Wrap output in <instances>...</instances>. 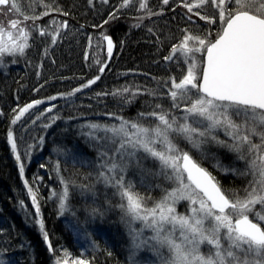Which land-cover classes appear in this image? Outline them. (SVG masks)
I'll use <instances>...</instances> for the list:
<instances>
[{
	"label": "snow or ice",
	"instance_id": "6c2138e0",
	"mask_svg": "<svg viewBox=\"0 0 264 264\" xmlns=\"http://www.w3.org/2000/svg\"><path fill=\"white\" fill-rule=\"evenodd\" d=\"M88 2L91 5L93 0ZM161 2L169 4V0ZM102 3L108 4L109 0H102ZM132 3L133 0H121L104 23L116 19L120 9ZM0 6L8 11H19L16 0H0ZM180 6L190 14L188 20L192 26L181 30L183 35L163 59L182 68V75L158 80V87L164 90L148 92L153 97H167L169 107L156 103L152 111L140 113L137 120L109 114L120 123H91L86 125L88 131L82 133L99 145L97 181L114 188L115 195L120 197L117 207L128 226L132 264L142 250L151 251L159 264H264V0H181ZM44 7L49 11L25 14L23 20L9 21L8 27L17 30L15 36L0 27V58L24 56L25 50L30 48L32 32H38L41 37L50 36L49 47L57 43L62 36L60 29L68 28V24L53 21L57 24L55 32L37 24L36 21L48 16L50 11H60L48 4ZM137 10H147L148 17L161 14L151 11L148 0H139ZM194 17L210 26L219 24V27L214 31L202 29ZM29 20L32 24L24 25ZM149 32L155 35L153 29ZM91 39L89 37V42ZM103 40L107 42V54L111 57L113 40L107 35ZM99 71L103 73L105 67L101 66ZM99 79L100 76H96L66 95L72 96ZM139 91L137 89L132 95ZM42 103L35 100L14 109L16 114L11 123L16 124L25 113ZM54 107L52 105L45 112H51ZM173 110L184 114L177 116ZM57 118L49 119L55 122ZM145 120L151 123L146 125ZM218 129H223L228 139H220ZM99 132L104 135H97ZM7 140L12 152L16 153L17 143L11 130ZM181 140L196 149L202 159L210 155L205 152L204 145L214 144L235 154L237 160L244 162L243 170L225 166L214 155L211 157L215 161L213 167L225 174L244 177L247 183L242 189H225L213 172L203 166L202 160L181 148L178 142ZM15 158L21 160L19 155ZM149 159L157 165L155 175L170 185L156 200L136 192L135 185L126 179L129 167L135 165L143 170L142 161ZM19 173L23 178V163L19 164ZM60 182L64 188L58 197L59 206L65 210L68 185L74 182L63 178ZM24 183L35 209V223L49 252L55 253L40 219L36 192L28 181ZM81 188L88 189V186L81 185ZM181 201L188 205L184 213L177 210ZM20 206L24 207L23 201ZM137 222L141 225L139 228L134 227ZM145 229L151 231L150 237L144 238ZM68 255L65 250L64 257L55 258L53 264H69ZM0 264L5 262L0 260ZM71 264H92V261L77 258Z\"/></svg>",
	"mask_w": 264,
	"mask_h": 264
},
{
	"label": "trees",
	"instance_id": "16d2710c",
	"mask_svg": "<svg viewBox=\"0 0 264 264\" xmlns=\"http://www.w3.org/2000/svg\"><path fill=\"white\" fill-rule=\"evenodd\" d=\"M20 1L23 8L29 7L30 0ZM157 1L159 3L161 0ZM120 2L109 0L108 4H104L102 0H95L90 5L88 0H41L39 5L59 8L60 11H50L49 15L54 14L53 21H66L68 28H61L62 36L51 47L50 36L41 37L38 32L32 34V48L35 49L31 57L32 70L30 60L28 62L20 56L3 58L0 65V260L5 264H53L57 258L56 252L50 253L42 244L43 234L35 223V209L31 205L25 180L36 192L41 209L40 219L54 249L64 243L72 256L91 260L92 264H128L126 252L119 243L123 242V221L110 225L107 220L98 222L89 214L96 202L94 196L91 199L85 190L90 187L95 167L91 162L79 159L86 153L88 143L79 137L76 123L81 119L105 120L109 114L132 115L133 110L127 102L131 92L118 93L123 86L134 88L138 85L141 91L144 90L143 98L138 97L141 94L132 96L133 99L138 97L133 102L135 108L144 98L153 103L156 97L147 94L158 86V80H167L172 74L177 78L180 76L182 69L163 58L169 55L172 44L177 43L183 35L181 30L192 25L188 20L190 14L180 6L181 0H169L168 5H158L155 1L149 6L153 7V12L161 14L135 19L134 25L139 24V27L129 25V18L136 11L124 8L117 13L116 19L105 24L109 13ZM63 12L68 15H62ZM136 13L142 14L140 11ZM49 15L39 20V24L51 27L47 20ZM194 19L200 28L206 30L209 27L214 31V27L196 17ZM53 27H57V24L54 23ZM150 28L155 35L149 32ZM102 30L103 34L112 38L116 47L111 58H105V63L96 65L91 62L94 61L92 53L97 51L98 55L95 56L104 57L101 49ZM89 37L92 38L91 42ZM13 60L16 62L13 63ZM101 66L105 67L103 73L99 71ZM96 76H100V79L95 84L82 88L72 96L66 95ZM50 97L56 99L51 100ZM35 100L43 103L12 124L16 114L13 110ZM41 105L55 107L51 113H45L38 109ZM52 116L58 117L55 122L49 119ZM46 124L50 126L45 127ZM9 130L17 143L16 153L12 152L7 140ZM16 155L21 157L20 161L16 160ZM20 163L24 165L23 178L19 173ZM61 178L74 182L68 185L70 212L78 219L80 217L82 222H92L88 224V229L93 244L78 242L73 228L76 223L72 224L73 227L68 224V217H63L55 206L57 201L54 198L64 188ZM238 180L227 179L224 183L221 180V183L225 189H242L243 184H239ZM81 185H87L88 189H82ZM134 190L139 192L138 187ZM20 201L24 202L23 208ZM104 201L106 204H103V208L106 210L108 201L106 198ZM108 204L112 206L113 200ZM80 224L78 221L77 225Z\"/></svg>",
	"mask_w": 264,
	"mask_h": 264
},
{
	"label": "rangeland",
	"instance_id": "374dc122",
	"mask_svg": "<svg viewBox=\"0 0 264 264\" xmlns=\"http://www.w3.org/2000/svg\"><path fill=\"white\" fill-rule=\"evenodd\" d=\"M94 1L95 0H93V2ZM155 1L157 2L158 5L162 3L161 1L158 3L157 0H148V6L153 4ZM176 1H178V0H176ZM40 2H41V0H35V2H34V0H30L28 2L29 7L28 8H23L22 4H21V1L20 0H16V3H17L18 8H19V11H17V10L8 11V9L6 7L0 6V27H3L6 31H11L13 33V35L15 36L17 30L16 29H11L10 27H8L9 21H11L13 19L23 20V16L25 14H27V15H35V14H39L41 12L47 11V9L44 7V4L41 3L42 5H39ZM189 2H191V0H189ZM138 8H139V0H133V3L129 7L124 8V9L128 10V11H136L137 12ZM149 8L151 9V11L153 10V7L149 6ZM194 11H196V10L194 9ZM136 12H134L135 16L133 15L132 18H129V21H130L129 25H131L133 27H134V24H135L134 23L135 19H137L138 17H144L145 18L147 16L146 15L147 14V10H140V12L142 14H137ZM50 14H51V16L49 15V17H47V20H48V22H50V26L51 27H46V28H47V30L49 32H52V31L55 32L57 27H53L54 23H53V20H52L53 19L52 16H54V14L53 13H50ZM36 23L39 24L38 21H36ZM28 24H32V21L29 20V21L24 22V25H28ZM47 24L48 23H46L44 25H47ZM218 25L219 24H217L215 26H212V27L215 28ZM206 30H210L209 27ZM60 31H61V29H60ZM101 32H102L101 40H102V44H103V47L101 49L103 51L102 55L104 57L95 56V55H98V52L97 51L93 52L92 53V55H93L92 56V60H94V61H91V62L93 64H96V65L99 64V62L105 63L104 59L105 58H109V57H107L106 42L103 40V36L105 35V34H103L104 30H102ZM33 33L34 32H32L30 37H29L30 48L25 50V55L24 56H20L22 59H24V60H26L28 62L30 60V70H32V60H31L32 58L31 57L33 56V52L35 51V49L32 48V45H33V42H32L33 36H32V34ZM113 44H114V42H113ZM115 47H116V45L114 44V49H115ZM197 55H200V54H197ZM17 56H19V55H17ZM15 57H10V58L14 59ZM3 58H9V57L5 56V57L0 58V65H1V63L3 61ZM172 64H175V63H172ZM37 70L40 71V69H37ZM38 71H36V73H38ZM182 71H183V69H182ZM182 71L180 73V76L182 75ZM125 88L129 89V91L128 92H124L123 90ZM137 89L140 90V87L138 85H136L134 88L123 86L122 90L118 91V93L120 95H123L125 93H130L131 92L130 93L131 98L129 100H127V102H129V104H130L129 106L133 110L132 111V115L123 116V114H121V115L119 114L118 115L119 117H122V118H124L126 120H137L139 118V114L140 113H142V112L147 113V112L152 111L154 109L156 103H162L165 108L169 107L170 101L167 99V97H163L162 98L164 101H160L158 99V97H156V100L153 103H152V101L147 100L146 98L142 99L140 101L141 104H139L138 106L136 105L137 108H135L134 104H133L135 99L138 98V97L139 98L140 97L141 98L144 97V96H142L144 94L143 93L144 90H142V91L140 90L138 94H141V95H139L138 97H134V99L132 98L133 95H131V94L133 92H135ZM155 89H157L159 91H163L164 90L163 88H160L158 86L155 87ZM147 96H149V95L147 94ZM120 98L121 97H118V99H120ZM124 99H126V98H124ZM143 100H146L145 103L143 102ZM125 102H126V100H125ZM150 103H151V106H150ZM142 104L146 105V107L145 106L143 107ZM41 106L38 108V109H40L41 112L42 111L44 112L45 109L50 107V106H48V107L45 106L44 107L43 105H41ZM149 107H151V108H149ZM51 112H45V113H51ZM173 112L177 116H182L184 114L183 112L177 111V110H173ZM115 116H116V114H115ZM115 116H112V115L106 116V119L105 120H101V121H89L88 119H81L78 122V124L76 123V130L78 132L79 137L84 142L88 143L87 144L86 153L81 155L79 157V159L82 162H85V161H86V163L91 162L94 165V167H95V169L93 171L94 173H93V177H92V180H91L90 187H89L88 190H85V192L87 194H90L91 199H93V196H94V199H95V202H96L94 209L97 210V211L94 213L93 212L94 209L90 210L91 213H89V214L94 219H96L98 222H101L103 220L104 221L107 220L108 222H110V225L111 224L112 225H118L120 222H122V218L121 217H122L123 213H122L121 209L117 207V205L121 202V200H120L119 196L115 195V191L116 190L114 188L106 186L105 183L102 182V181H100V182L97 181V174H98V172L100 170L98 168V163H99V161H98V148H99V145H96L94 141H90L82 133L88 131L86 125L91 124V123H96V124H101V125L119 124L120 121L115 119ZM144 122H145L146 125L151 123L150 120H145ZM97 135L103 136L104 133L103 132H99V133H97ZM217 135L220 137V139H224V140L228 139L224 135L223 129H218L217 130ZM178 142L180 143L181 148H183L185 150H188V151H191V153H192V155L194 156L195 159L202 160L203 166L205 168L209 169L210 171H212L213 174L217 177V179L220 178V180H219L220 182L222 180V183H224L223 181L224 180L226 181L227 179H239L238 182H239V184L240 183L243 184V187L247 183V180L244 177L234 176V175H230V174H225L223 172H220V171L216 170L213 167V164H214L215 161L211 157L214 155L217 159L221 160L223 162V164L225 166H227V167L236 168V169H239V170H243L245 168L244 162L237 160L235 154L229 153L227 151V149L220 148V147H218V146H216L214 144L204 145L205 152L209 153L210 155H209L208 159H202L201 155L197 152V150L191 148V145H189L187 142L182 141V140L178 141ZM142 165H143V170L141 168L135 167V165H133L132 167H129V169L127 171V174H126V179L128 181H131L135 185V188L138 187L139 188V193H141L142 195H145V196H149L150 195L153 198V200L159 199L160 196L162 195V190L164 188L170 187L169 182L164 180L162 177H160L158 175H155V173L158 171V168H157V165L152 160L149 159V160L142 161ZM157 185H160V187H157ZM62 190H63V188L59 191V194L55 196L56 198L53 197L57 201L55 203V206H57V208H58L60 213H63L62 214L63 217H68V219H66L68 224L72 225V224L76 223L75 227H73V225H72V227L74 228V231L76 233V235L74 234V236L77 237L76 240L78 242L80 241V243H82L83 245L84 244L85 245L93 244L92 236H91V233L89 232V229H88V224H90L92 222L88 223V221H83V222L80 221L79 220L80 217L78 219L77 215H75L74 213L70 212V205L68 204L67 200L65 201L66 209L62 210L60 208V206H59L60 205V201H59L58 197L61 194ZM110 193H111V195H110ZM108 196H109V199H108ZM102 197L103 198L105 197L106 198V202L108 201V203H109L110 200H113V205L109 207V204L107 203V207H106V210H105V208H103L104 207L103 204L105 203V201H104L105 198L103 199ZM187 207H188V205H187L186 201H181L179 204H177V210L179 212H181V213L186 212L187 211ZM83 218L87 219L86 216H83ZM77 220L81 223L80 226L77 225V222H78ZM140 226L141 225L139 224V222H137L134 225V227H137V228H139ZM123 227L124 228H122V232H121V240L123 242L119 241V243L121 244V246L123 247L124 251L126 252V255L128 257V264H132V261L130 260V242H129V235H128V226L124 222H123ZM143 235H144V238H147V237H150L152 235V233H151L150 230L145 229ZM72 238H73V236H72ZM73 239H75V238H73ZM76 240H74V242ZM41 241H42L43 246L48 248L46 243H45V241L43 240V238L41 239ZM99 243L100 242H98L97 244H99ZM65 250H67V247L65 246V244L64 243L63 244H59L56 247V254H57L56 256L60 257V258H63ZM97 250L98 249H96V251ZM67 252L69 254L67 259L69 261V264H71V261L73 259H77V257L72 256V254L68 250H67ZM135 264H159V260L155 257V255L151 251L142 250V251H139L137 253V255L135 257Z\"/></svg>",
	"mask_w": 264,
	"mask_h": 264
},
{
	"label": "water",
	"instance_id": "95a60500",
	"mask_svg": "<svg viewBox=\"0 0 264 264\" xmlns=\"http://www.w3.org/2000/svg\"><path fill=\"white\" fill-rule=\"evenodd\" d=\"M106 42V41H105ZM106 48H107V42H106ZM113 53H114V47H113ZM107 56H108V54H107ZM109 57V56H108ZM112 57V56H111ZM110 58V57H109Z\"/></svg>",
	"mask_w": 264,
	"mask_h": 264
}]
</instances>
